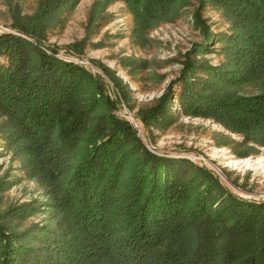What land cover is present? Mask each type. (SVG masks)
Masks as SVG:
<instances>
[{
	"label": "trees",
	"instance_id": "obj_1",
	"mask_svg": "<svg viewBox=\"0 0 264 264\" xmlns=\"http://www.w3.org/2000/svg\"><path fill=\"white\" fill-rule=\"evenodd\" d=\"M78 1L39 0L33 13L12 15L16 33L0 32L4 136L49 212L44 223L19 229L14 221L38 211L39 201L0 210V264H264V200L241 198L208 169L186 170V160L150 151L114 112L119 99L104 92L101 76L38 46ZM122 1L151 25L181 0ZM198 1L231 20L230 31L216 35L225 59L211 65L187 57L139 118L159 125L178 99L183 113L211 117L243 143L264 147V0ZM203 34L205 42L213 36ZM204 43L194 51L205 52ZM102 69L128 103L122 81ZM251 80L262 86L256 93L229 89ZM6 188L1 177L0 191Z\"/></svg>",
	"mask_w": 264,
	"mask_h": 264
},
{
	"label": "rangeland",
	"instance_id": "obj_2",
	"mask_svg": "<svg viewBox=\"0 0 264 264\" xmlns=\"http://www.w3.org/2000/svg\"><path fill=\"white\" fill-rule=\"evenodd\" d=\"M38 1L0 0V32L16 33L11 28L12 15L33 13ZM230 27L231 20L225 11L208 3L202 5L198 0H181L170 15L151 25L139 23L122 0H79L72 9L60 13L38 46L101 76L104 92L112 99H119L114 112L131 123L150 151L186 160L183 167L186 170H191L193 165L204 167L235 195L261 201L264 200V147L243 143L240 135L211 117L183 113L178 99L171 103V117L159 125L143 124L138 113L155 104L168 85L179 78L187 57L211 65L223 61L225 53L216 35L229 32ZM204 29L213 35L207 42ZM195 43H204L205 52L194 51ZM73 44L77 50L69 47ZM102 67L122 81L128 103L119 98ZM261 87L251 80L229 89L238 94H253ZM173 88L179 90L175 84ZM4 120L0 115V178L3 177L8 188L0 191V210L37 200L39 210L14 224L19 229L32 223L42 224L49 215L47 206L43 205L44 191L8 147ZM243 152L250 155H242Z\"/></svg>",
	"mask_w": 264,
	"mask_h": 264
}]
</instances>
